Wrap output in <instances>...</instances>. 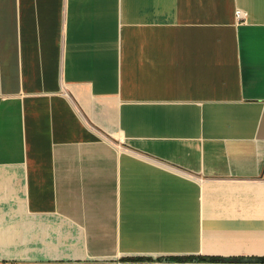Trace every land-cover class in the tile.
<instances>
[{
    "label": "crops",
    "instance_id": "1",
    "mask_svg": "<svg viewBox=\"0 0 264 264\" xmlns=\"http://www.w3.org/2000/svg\"><path fill=\"white\" fill-rule=\"evenodd\" d=\"M240 257L264 0H0V264H263Z\"/></svg>",
    "mask_w": 264,
    "mask_h": 264
},
{
    "label": "water",
    "instance_id": "2",
    "mask_svg": "<svg viewBox=\"0 0 264 264\" xmlns=\"http://www.w3.org/2000/svg\"><path fill=\"white\" fill-rule=\"evenodd\" d=\"M167 258H164L166 260ZM240 262H259L264 264V258L259 257H240L238 258Z\"/></svg>",
    "mask_w": 264,
    "mask_h": 264
},
{
    "label": "built area",
    "instance_id": "3",
    "mask_svg": "<svg viewBox=\"0 0 264 264\" xmlns=\"http://www.w3.org/2000/svg\"><path fill=\"white\" fill-rule=\"evenodd\" d=\"M242 16H243V13H242L240 10L236 9V10L234 11V17H235L236 19H239V18H241Z\"/></svg>",
    "mask_w": 264,
    "mask_h": 264
}]
</instances>
